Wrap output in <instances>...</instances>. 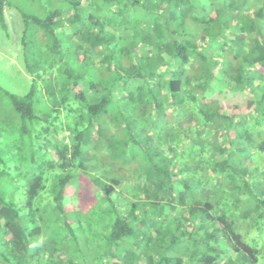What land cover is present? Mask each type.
I'll use <instances>...</instances> for the list:
<instances>
[{
    "label": "trees",
    "instance_id": "16d2710c",
    "mask_svg": "<svg viewBox=\"0 0 264 264\" xmlns=\"http://www.w3.org/2000/svg\"><path fill=\"white\" fill-rule=\"evenodd\" d=\"M62 1L32 21L76 60L3 91L25 124L38 89L68 109L49 172H0V264H264V0Z\"/></svg>",
    "mask_w": 264,
    "mask_h": 264
},
{
    "label": "rangeland",
    "instance_id": "374dc122",
    "mask_svg": "<svg viewBox=\"0 0 264 264\" xmlns=\"http://www.w3.org/2000/svg\"><path fill=\"white\" fill-rule=\"evenodd\" d=\"M64 4L67 6L62 0H6L4 20L0 16V131L3 132L0 140L26 142L22 155L15 154L16 147L11 146L9 151H4V144L0 145V172L9 177L7 185L12 188H24L27 177L37 172V167L45 168V173L49 172V167L55 159L54 147L66 134L64 124L65 108L68 109L66 105L59 106L56 101L48 100L46 94L43 95L45 99H40L41 93L38 89L34 119L32 123L25 124L9 98L3 93L6 90L24 96L30 91L38 74L45 70L47 75L55 76L58 71L70 68L71 62L76 60L72 40L65 37L57 42L54 37L45 38L41 36L42 30L32 21L33 16L43 18L48 11ZM24 14L30 17L26 18ZM62 30L68 34V29L61 28ZM75 64L77 65V61ZM235 99L240 104L245 101L243 96H236ZM33 149L37 153L34 161L31 156ZM120 161L113 160L115 164ZM137 165L136 161L133 162L130 169L135 171ZM92 207L91 204L90 221L86 222V226L90 222L93 223L94 228L98 230V236L94 239L95 245L87 242L84 254L78 257L82 262L87 259L92 261V257L104 254L106 250L101 241L107 234L104 219L96 220L95 207ZM90 251L92 253H89ZM66 257L68 260V255Z\"/></svg>",
    "mask_w": 264,
    "mask_h": 264
}]
</instances>
